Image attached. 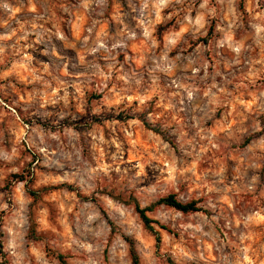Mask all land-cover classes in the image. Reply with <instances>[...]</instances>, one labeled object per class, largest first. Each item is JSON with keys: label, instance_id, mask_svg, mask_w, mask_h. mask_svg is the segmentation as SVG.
<instances>
[{"label": "rangeland", "instance_id": "obj_1", "mask_svg": "<svg viewBox=\"0 0 264 264\" xmlns=\"http://www.w3.org/2000/svg\"><path fill=\"white\" fill-rule=\"evenodd\" d=\"M170 195L202 211L147 213L158 244L136 204ZM0 244L264 264V0H0Z\"/></svg>", "mask_w": 264, "mask_h": 264}, {"label": "trees", "instance_id": "obj_2", "mask_svg": "<svg viewBox=\"0 0 264 264\" xmlns=\"http://www.w3.org/2000/svg\"><path fill=\"white\" fill-rule=\"evenodd\" d=\"M155 132L160 134V132H158L157 130ZM248 143H249V140L246 142V144H248ZM11 179H12V181L10 182L9 185H12L15 182L16 183L25 182L28 185L29 183H31L33 181V174H31L29 176L14 174L11 177ZM48 190H49V188H45L43 191L45 192ZM29 193L33 198H35V199L39 198V192L30 190ZM163 205L170 207V208H174V209H176L180 212H183L185 214L197 213V212L202 211V209L198 206V203L196 201H192L189 203H182L179 200H177L175 195H170L168 197L162 198L159 201L152 203L150 206H148L146 208H141L138 204H136V211L138 212V214L140 215L141 219L144 221V223L148 227V229L155 234L158 244L161 242V239H160L158 233L152 227V224H158V223L151 220L147 216V213L154 212L158 207L163 206ZM162 229L166 230L167 228L162 227ZM132 253L134 255V259L137 261V255H136L133 248H132ZM57 258L61 264H68L66 257L58 254ZM168 261H169V264H175L173 262V260H171V259H169Z\"/></svg>", "mask_w": 264, "mask_h": 264}]
</instances>
